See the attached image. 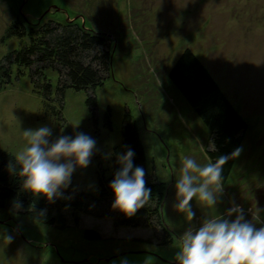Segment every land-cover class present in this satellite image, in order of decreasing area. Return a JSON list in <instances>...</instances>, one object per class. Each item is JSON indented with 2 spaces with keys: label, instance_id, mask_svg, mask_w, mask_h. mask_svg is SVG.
<instances>
[{
  "label": "rangeland",
  "instance_id": "374dc122",
  "mask_svg": "<svg viewBox=\"0 0 264 264\" xmlns=\"http://www.w3.org/2000/svg\"><path fill=\"white\" fill-rule=\"evenodd\" d=\"M45 14L58 22L78 21L111 39V77L94 91L95 118L85 104L87 94L68 89L60 119L44 107L27 74L17 77L14 68L11 83L0 90V149L14 155L24 144L21 131L30 128L48 126L53 138L83 132L95 139L97 151L87 168L73 173L70 185L95 194L99 178L112 174L115 153H123L120 129L129 111L147 174L168 187L162 217L173 242L164 247L136 243L150 238L151 231L116 228L110 219L82 216L78 228L60 232L0 211V264H120L125 257L128 264H176L182 233L223 214L233 200L246 219L264 226V0H0V61L19 46L16 39H5L9 24L35 23ZM185 49L198 57L247 123L222 202L208 208L194 199L191 222L174 208V184L185 156L201 165L209 162L210 139L167 78ZM46 76L55 86L56 72ZM107 109L110 129L104 122ZM88 229L102 240H85ZM6 235L13 237L11 243Z\"/></svg>",
  "mask_w": 264,
  "mask_h": 264
},
{
  "label": "trees",
  "instance_id": "16d2710c",
  "mask_svg": "<svg viewBox=\"0 0 264 264\" xmlns=\"http://www.w3.org/2000/svg\"><path fill=\"white\" fill-rule=\"evenodd\" d=\"M47 15L35 23L13 21L6 28L5 39H16L19 46L0 61V90L11 83L15 68L17 77L27 74L33 91L53 114L61 115L64 94L71 89L87 94L85 104L95 118L97 100L94 91L102 87L112 73V41L105 34L89 29L78 21L58 22L46 18ZM47 71L56 72L55 86L46 76ZM167 78L208 131V160L215 162L221 155H230L236 148H241L247 131L245 119L192 51L185 49L179 55ZM110 113V109H107L104 116L107 129L111 128ZM120 131L123 152L128 148L134 151V166L145 169L147 187L152 191L149 203L135 215L127 217L111 207L114 197L108 185L119 168L116 158L111 176L99 178L97 193L79 191L70 185L63 192L65 197L71 196V199H56L54 203H49L43 196L33 197L21 189L22 180L8 169L9 163H14V157L1 149L0 211L13 213L60 232L78 228L82 216L110 219L116 228L151 231L150 238L134 240L136 243L158 247L171 245L173 234L162 217L168 187L147 174L146 155L138 127L127 110L123 113ZM213 145L214 151L211 150ZM235 160H228L223 167V185L230 177ZM17 200L23 203L24 208L14 212L12 206ZM33 204L37 210L46 209V216L37 219L28 210ZM83 235L87 241L102 240L101 234L95 230H85Z\"/></svg>",
  "mask_w": 264,
  "mask_h": 264
},
{
  "label": "clouds",
  "instance_id": "9594fccd",
  "mask_svg": "<svg viewBox=\"0 0 264 264\" xmlns=\"http://www.w3.org/2000/svg\"><path fill=\"white\" fill-rule=\"evenodd\" d=\"M21 134L24 144L13 155L14 163L8 165L10 173L22 180L21 189L33 197L43 196L49 203L71 199V196H64L63 190L69 188L78 168L89 166L97 151L95 139L83 132L53 138L48 126L23 130ZM211 150H215L214 145ZM241 151L238 147L230 155H221L215 162L209 160L203 165L185 156L174 184L176 211L191 222L196 219L192 207L194 199L208 208L221 203L223 167ZM115 155L119 168L108 185L114 197L111 207L132 217L149 203L152 191L147 187L145 169L134 166L135 153L131 148ZM12 208L19 212L24 206L17 200ZM28 210L37 219L45 217L47 211L37 210L34 204ZM3 239L11 243L13 237L6 235ZM174 259L176 264H264V226L258 227L252 219H246L244 208L233 200L223 214L212 215L202 219L198 226L188 227L179 237ZM120 264H128L127 258H122Z\"/></svg>",
  "mask_w": 264,
  "mask_h": 264
}]
</instances>
